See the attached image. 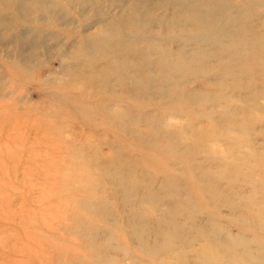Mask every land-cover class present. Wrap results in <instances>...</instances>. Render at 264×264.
<instances>
[{"label": "rangeland", "instance_id": "obj_1", "mask_svg": "<svg viewBox=\"0 0 264 264\" xmlns=\"http://www.w3.org/2000/svg\"><path fill=\"white\" fill-rule=\"evenodd\" d=\"M185 1L0 0V264H264V0Z\"/></svg>", "mask_w": 264, "mask_h": 264}, {"label": "bare ground", "instance_id": "obj_2", "mask_svg": "<svg viewBox=\"0 0 264 264\" xmlns=\"http://www.w3.org/2000/svg\"><path fill=\"white\" fill-rule=\"evenodd\" d=\"M181 1V0H180ZM193 1H198V0H187V1H185L186 3H191V2H193ZM228 0H204V2H203V4H209V2L212 4V2H215V4H220L219 6H218V8L220 7V9H222L223 7H225L224 6V4H226L225 2H227ZM180 4H181V2H180ZM143 5H145V4H143ZM137 6V8H139L138 9V11H140L139 13L142 15V17L145 15V14H147L148 13V11H149V9H148V7H147V5L146 6ZM188 5V4H187ZM181 7V6H180ZM180 7H178V9L179 10H181L180 9ZM191 9H193V6L191 7ZM195 15V14H194ZM206 15H208V13H206ZM210 15V14H209ZM213 15V14H212ZM141 16H140V19L142 18ZM196 17H198V16H196ZM237 17V16H236ZM238 20V18H236V21ZM223 24L222 25H224V22H222ZM211 28H213V27H211ZM206 36H212L213 34H216L217 33V31H215V30H213V29H205V30H201ZM228 32V31H227ZM229 34L230 35H232V34H234V30H232L231 32H229ZM223 37H225V36H220V38H219V36H217V39H221V38H223ZM204 38V37H203ZM217 41H219V40H217ZM225 42V41H224ZM147 53V51L145 50V49H141V50H135L134 51V56H139V55H145ZM165 55H166V53H165ZM140 62L141 63H144L145 61L144 60H140ZM135 65L137 66V68H140L142 65L141 64H139V63H135ZM146 77H144L143 79H145ZM216 147V146H215ZM216 154H219V155H221V153L220 152H217ZM142 207V206H141Z\"/></svg>", "mask_w": 264, "mask_h": 264}]
</instances>
